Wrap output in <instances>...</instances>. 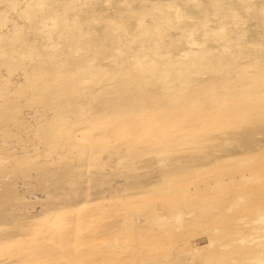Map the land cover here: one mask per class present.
I'll use <instances>...</instances> for the list:
<instances>
[{"label": "rangeland", "instance_id": "1", "mask_svg": "<svg viewBox=\"0 0 264 264\" xmlns=\"http://www.w3.org/2000/svg\"><path fill=\"white\" fill-rule=\"evenodd\" d=\"M181 1L184 0H0V71L5 74H0V87L5 83L6 75L15 77L33 90L55 86L83 74L89 76L87 80L100 81L107 68L112 67L122 54L128 55L124 59L125 68L115 70V77L123 69L141 72L148 59L166 62L168 56L173 54H199V47L177 36L181 13L191 15L196 12L194 7H185ZM210 2L212 5L204 0V8L216 20L218 31L230 33L233 25L223 16V12L229 7L227 0ZM164 14L172 15L173 22L162 20ZM262 16L264 17V11ZM116 24L125 29L122 39L115 32ZM236 33L248 41L237 56L252 55L250 45H255L259 37L241 28ZM176 44L179 46L177 49L174 47ZM228 65L232 76L230 82L223 86L226 90L225 116L221 120L203 124L200 128H188V124H185L182 131H177L172 121L164 128L153 130L150 124H156L158 118L154 113L147 114L142 127L144 135L133 140L145 152L143 158L131 153L119 155L118 131L112 130L107 134L101 126L89 119L94 109L90 105L88 94H83L87 101L79 99L76 105L82 108L85 119L72 126L69 141L82 155L62 172V175L68 176L66 187L58 189V186H50L43 197L64 205L67 198L64 196L69 194L72 201H81L80 212L63 222V234L42 231L24 249L22 246L9 245L5 235L0 234V264H26L25 262L34 260L38 264H136L135 250L132 247L138 241L144 242L147 233L144 230L143 235L138 237L129 232V229L133 226L138 228L133 224V214L139 218L142 209L135 210L136 213L125 209L111 217H103L95 209L83 207L89 193L92 194L95 189H104L105 175L117 178L119 173L127 175L129 172L136 174L135 189L146 192L149 198L157 197L168 203H193L195 207L190 211L180 212V217L200 215L197 226L189 232L191 235L179 241L181 243L178 242V255L171 257L182 256L184 264L202 263L203 260L214 257L218 249L225 247V258L217 264H238L246 254L251 256L258 253L264 258V247L261 246L264 245V238L259 240V235L263 232H256L259 235L255 233L264 228V112L256 113L248 108L252 83L244 80L245 74L253 73L250 70L246 72L247 69L256 70L264 97V54L260 53L256 61H246L244 64L231 62ZM224 81L220 77L216 83L218 85ZM102 92L103 87L95 85L91 96L98 97ZM11 93L17 95L16 92ZM202 101L205 106L208 100L202 96ZM17 124L20 129L26 128L23 122L19 121ZM221 132L225 136L219 139L217 135ZM241 133H246L247 136L235 141V134ZM202 151L216 154L222 159L221 162L233 154H237L239 158L235 157L232 161L236 165L222 163L216 167L217 172L212 176L215 178H208V185L204 190L198 191L199 198L188 199L186 189L167 192L169 187L159 188L157 193L154 192V186L158 184L157 178H162L167 173L185 172L183 174L195 175L192 169L187 170V164L191 168L197 165L196 161ZM172 154L185 155V165L174 167ZM117 156L119 157L112 161ZM160 156L162 160L157 161ZM77 162L81 170V181H76L74 177ZM232 165L237 166L235 171H232ZM255 174L260 176L254 177ZM108 181L114 190H111L112 199L106 208L112 210L118 203L115 192L122 194L123 186L115 179ZM27 189L31 188L13 184L0 187V200L7 196L1 204L9 205L13 201L12 194H21ZM26 200L32 204L34 202L29 198ZM221 205H225L227 209ZM134 207H137L136 203ZM28 210L31 214L34 209ZM201 211L206 213L202 215L205 218L201 216ZM208 211L212 216L215 213V217L210 218H216L215 225L209 222L208 217L211 215ZM30 217L33 222L39 219L37 215L36 218L32 214ZM208 222L218 230L211 234V224ZM223 223L224 228L221 226ZM206 224L209 225L206 227ZM226 226L229 228L226 229ZM104 230L110 234L104 233ZM210 234L211 243L208 241ZM249 235L256 236L257 240L248 238ZM244 240L254 242L251 244ZM107 244L110 247L105 248ZM203 245L206 248L202 250L200 247ZM164 256L165 254H160V257Z\"/></svg>", "mask_w": 264, "mask_h": 264}, {"label": "bare ground", "instance_id": "2", "mask_svg": "<svg viewBox=\"0 0 264 264\" xmlns=\"http://www.w3.org/2000/svg\"><path fill=\"white\" fill-rule=\"evenodd\" d=\"M208 1L212 5V2ZM227 2L229 7L223 12V16L227 17L233 27L230 33L225 34L218 31L216 20L210 17L207 9L204 8V0L180 2L185 7H194L196 12L191 15L181 13L178 20L177 36L185 38L186 42L199 47L198 49L201 50L199 54L197 52L180 56L173 54L168 56L166 62L148 59L147 65L141 72L123 69L115 77L113 74L115 70L125 68L126 60L124 61V59L128 55L122 54L112 67L107 68L104 78L100 81L87 80L89 76L83 74L81 77L67 80L55 86H45L36 90L23 84L22 81L19 82L15 77L6 75V81L0 87V187L13 184V186L31 188L21 194H18L19 192L12 194L13 201L9 205L1 204L2 200L7 197L6 195L0 200V234L5 235L9 245L22 246L24 249L26 244L42 231L63 234V222L80 212L81 201H72L73 198L69 194L64 196L67 197L64 200L66 201L64 205L50 199L45 200L43 197L46 196V191L50 186H58V189L66 187L68 176L62 175V172L68 169L67 165L78 161L82 155L79 149L69 141L72 135V126L79 120L85 119L82 108L76 105L79 99L84 98L87 101V97L83 94H88L90 105L94 109L89 119L101 126L107 134L112 130L118 131V153L120 156L131 153L136 157L143 158L146 155L140 145L134 143L133 140L137 136L144 135L142 127L146 122V115L149 113H154L158 118L156 124H150L153 130L164 128L172 121L177 131H182L185 124H188V128H200L203 124L221 120L225 116L227 107L224 95L226 90L223 89V86L230 82L232 76L228 63L241 62L244 64L246 61H256L259 59L260 53L264 54V17L262 16L264 0H227ZM172 19V15L164 14L162 17V20L171 23ZM240 28L259 37V41L255 45H250L252 55L237 56L245 43L248 42L236 33ZM114 29L122 39L125 29L121 28L119 24L114 25ZM174 47L175 49L179 48L177 44ZM173 52L175 53V50ZM249 70L253 73L245 74L244 78L245 81L252 83L248 108L256 113H262L264 112V97L260 91L258 72L252 69H247L246 72ZM0 74L5 75L1 71ZM220 77H223L225 81L217 85L216 80ZM95 85L103 87V92L98 97L91 96L92 87ZM10 91L16 92L17 95H12ZM202 96L208 100L205 106ZM19 121L25 123L26 128L20 129L17 124ZM223 136L225 133L223 135L222 132L217 135L219 139ZM246 136V133L235 134L233 139L238 141ZM173 143L178 144L176 141ZM235 157L239 158L237 154H233L232 157L221 162L222 159L216 154L202 151L196 161L197 165H193L191 168L187 164V170L192 169L195 175L183 174L185 172L167 173L162 178H157L158 184L154 186V192L157 193L159 188L169 187L167 192L186 189L188 199L199 198L198 191L204 190V187L208 185V178H215L212 176L217 172L216 167L221 166L222 163L236 165V163H232ZM183 158L185 155L172 154L173 166L183 167L185 165ZM160 160L162 157H157V161ZM78 164L79 162L75 168L73 167L76 171L74 177L76 181H81L82 176L79 174L81 170H79ZM236 167L230 168L235 171ZM228 169L229 167L226 170ZM106 176L103 180L104 189H95L92 194L89 193L84 200L83 207L95 209L97 214H102L103 217H111L125 209L136 213L135 210L141 208L144 212L140 211L139 218L133 214V216L135 215L133 224L135 223L138 228L133 226L129 229V232L137 234L138 237L143 235L144 230L147 233V239L144 242L138 241L132 247L135 250L136 264H150L151 262L182 264L185 262L182 256H177L180 248V245L177 246L178 242L191 235L189 232H192V228L197 226V219L201 218L200 215H189L182 218L179 213L190 211L195 207L193 203H168L157 197L149 198L146 192L135 189V172H129L127 175L119 173L117 178L111 175ZM259 176L255 174L254 177ZM111 178L117 180L123 188L121 189L122 194L115 192L118 200L115 205L117 207L109 210L106 206L111 202V190H114L108 181ZM24 198H29L37 203L33 202L32 204L29 200H22ZM40 199L41 201H39ZM134 203L137 204V207H134ZM221 206L225 208V205ZM30 208L34 209L31 214L35 218L36 215L39 216L38 221L31 220L28 210ZM204 212L201 211V216L206 214ZM208 212L211 215L210 211ZM104 213L107 215L105 216ZM213 215L210 217L207 214V217L209 216L210 219L215 217V213ZM215 220L216 218L210 219L209 222L214 224ZM209 224H206V227ZM211 225L209 232L212 234L218 229ZM221 226L224 228V223ZM228 226L225 228H229ZM256 232L263 233L259 235L260 233ZM104 233L110 234L105 230ZM255 233L259 235V240L264 238V228L256 230ZM211 234L210 240H208L210 243L212 241ZM252 237L249 235L248 238ZM252 239L257 240L256 236ZM247 242L249 243L250 240ZM205 246L200 248L203 250L206 248ZM261 246L264 247V245ZM106 247H110V244L105 245ZM223 248L226 249L221 247L214 257L196 264L222 262L226 254ZM26 254L28 255V253ZM160 254H165V256L160 257ZM174 254L177 255L171 257ZM25 263L38 264L35 260ZM238 264H264V258L258 253L251 256L246 254L238 261Z\"/></svg>", "mask_w": 264, "mask_h": 264}]
</instances>
